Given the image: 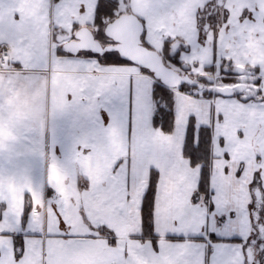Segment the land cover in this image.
I'll return each mask as SVG.
<instances>
[{
	"label": "snow or ice",
	"instance_id": "6c2138e0",
	"mask_svg": "<svg viewBox=\"0 0 264 264\" xmlns=\"http://www.w3.org/2000/svg\"><path fill=\"white\" fill-rule=\"evenodd\" d=\"M38 3L0 0V74L83 120L64 166L48 154L81 198L0 190V264H264V0ZM4 99L0 82V123ZM46 123L0 157L43 160L22 141Z\"/></svg>",
	"mask_w": 264,
	"mask_h": 264
},
{
	"label": "crops",
	"instance_id": "0c3cea01",
	"mask_svg": "<svg viewBox=\"0 0 264 264\" xmlns=\"http://www.w3.org/2000/svg\"><path fill=\"white\" fill-rule=\"evenodd\" d=\"M25 2L29 6L28 10L31 14L35 15L39 11L38 0H25ZM202 3L203 0H198L197 5H190L189 7L194 10L195 6H199ZM233 6L238 8L240 5L235 4ZM235 14L234 12L233 19L235 18ZM248 55L253 61H264V50H261L258 42L255 40H250ZM5 73L15 72L6 71ZM18 77L19 75H14L10 80L13 83H20ZM0 82L3 83V88L5 89L4 103L6 106V118L0 123V128L3 129L4 132L9 133L5 136L4 141L15 147V142L10 140L9 137L15 135L17 128L34 120L41 122L47 121L42 136L38 134H28L22 141L24 145L36 144L42 147L45 152L43 160L30 155L13 156L11 159L0 157V164L3 166L4 171L23 173L20 176H0V184L4 186V183L7 182L9 189H12V192H8V194H10L13 204L19 208L22 203V193L26 188L31 192V186L34 185V187L41 189L44 195L47 196L48 193L51 192V188L48 186L47 182H51L64 200L65 206L74 210L76 206L75 201L81 198L75 187V182L61 167H57L55 175H53L52 164L48 154L51 153L55 155L61 166H64L65 160L71 155L74 140L86 132V125L82 119L78 118L73 113H67L57 117L55 120L51 119L53 102L44 99H40L39 101L34 100L33 94L22 86H20L21 89H18V98L21 102L14 103V99H12L14 93L9 87V80L5 78L2 81L0 78ZM68 83H71V81L69 80ZM12 88L14 91L17 87L15 86ZM13 109L15 111H13ZM14 120L17 124L10 127V121L14 122ZM14 147L3 146L0 150V154L7 156L14 150ZM17 150L19 151L20 148L18 147ZM100 168L101 165L97 162L95 171L98 172ZM0 170H2V168H0ZM24 175L30 178V183L27 185L24 183ZM32 200L34 213L37 216H40L42 213H47V209L41 206V201L35 192L32 193Z\"/></svg>",
	"mask_w": 264,
	"mask_h": 264
},
{
	"label": "rangeland",
	"instance_id": "374dc122",
	"mask_svg": "<svg viewBox=\"0 0 264 264\" xmlns=\"http://www.w3.org/2000/svg\"><path fill=\"white\" fill-rule=\"evenodd\" d=\"M14 75H18V74H15V73H3V74H0V78L2 79V81L6 78V80H9V79H11V78H13V76ZM18 79H19V77H18ZM14 85H16V87L17 88H15L14 89V91H13V88L12 87H10L11 88V91L14 93V96H13V98L12 99H14L13 101H14V103H17V102H21L20 101V99L18 98V96H19V91H18V89H21V87H20V83H16V82H14ZM8 90V89H7ZM4 92H5V89H4ZM8 93V92H7ZM13 111H15L14 109H13ZM15 119V118H14ZM16 121L14 120V122H12V121H10V124H11V126L10 127H12L13 125H16L17 123H15ZM14 129V128H13ZM18 129V128H17ZM9 133H7V132H4V130L3 129H1L0 128V145H2V148H3V146H11V147H14V145H11V144H9L8 142H6V141H4V139H5V136H7ZM0 150H1V148H0ZM0 168H2V170H4V168H3V166L0 164ZM0 190H3V191H5V192H12V189H9V185H7V182H5L4 183V186L3 185H1L0 184ZM16 190V189H15ZM14 190V191H15ZM16 193V192H15Z\"/></svg>",
	"mask_w": 264,
	"mask_h": 264
},
{
	"label": "water",
	"instance_id": "95a60500",
	"mask_svg": "<svg viewBox=\"0 0 264 264\" xmlns=\"http://www.w3.org/2000/svg\"><path fill=\"white\" fill-rule=\"evenodd\" d=\"M241 67H243V66H241Z\"/></svg>",
	"mask_w": 264,
	"mask_h": 264
}]
</instances>
